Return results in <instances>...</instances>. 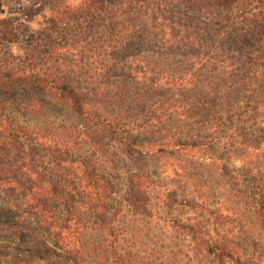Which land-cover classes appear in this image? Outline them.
I'll list each match as a JSON object with an SVG mask.
<instances>
[{
  "label": "trees",
  "instance_id": "obj_1",
  "mask_svg": "<svg viewBox=\"0 0 264 264\" xmlns=\"http://www.w3.org/2000/svg\"><path fill=\"white\" fill-rule=\"evenodd\" d=\"M42 1L27 7L25 13L28 16L48 8L46 27L31 43L21 46L22 56L0 68V88L9 90L8 85L16 84L27 92L39 91L73 110L85 123L119 133L121 143L132 150L152 144L124 139L139 126L131 123L134 118L128 117L127 110L134 112L139 100L132 95L122 99L129 91L116 93L121 86L117 82L130 79L136 82L134 85H147L153 90V98L161 89L170 91V99L163 100L159 95L153 100V153L203 151L213 152L214 157H206L210 160L222 162L228 154L229 159L233 156L241 161L243 175L251 176L252 182L243 188L238 177L233 223L237 229L257 227L249 239L264 244V175L260 173L264 170V54L246 50L259 39L239 40L248 54L246 65H239L227 53L208 50L204 39L169 36L162 24L140 18L145 4L152 0H82L78 4L70 0H53L51 4ZM218 1L200 0L199 8H212ZM157 11L162 12L160 7ZM191 22L171 24V28L192 24L197 30L209 28ZM22 30L23 24L0 20V45L20 44L19 36L25 33ZM121 50L127 52L122 69L116 57ZM102 77L107 89L77 84H102ZM34 103L36 98L29 99L24 116L30 113L44 120L42 104ZM185 132L187 138L183 137ZM75 144L72 139L50 134L48 129L37 131L17 120H0V189L11 198L22 199L27 214L35 217L39 226H47L42 229L54 244L50 247L45 240L36 242L35 229L3 235L0 254L15 263L30 264L37 259L76 263L87 211L94 224L104 229L113 226L116 214L110 201L115 187L92 162L76 156ZM151 185L149 174L131 176V200L136 212L146 209ZM245 193L253 202L246 201ZM244 218L248 221L243 222ZM110 233L112 264H128L129 255L121 254L118 247L120 235L112 229ZM14 234H19L22 242L13 247L9 239ZM205 242L206 255L216 252L234 257L222 247L224 244L212 248ZM28 258L32 260L26 263Z\"/></svg>",
  "mask_w": 264,
  "mask_h": 264
},
{
  "label": "rangeland",
  "instance_id": "obj_2",
  "mask_svg": "<svg viewBox=\"0 0 264 264\" xmlns=\"http://www.w3.org/2000/svg\"><path fill=\"white\" fill-rule=\"evenodd\" d=\"M39 1L42 0H0V20L23 24L25 30L24 35L19 36L20 44L12 47L0 45V68L11 65L15 58L22 56L24 53L21 46H27L45 29L50 16L48 8L28 16L25 13L27 7ZM52 1L42 2L51 4ZM80 1L82 0H70L74 4ZM199 4L200 0H152L145 4L140 18L147 17L153 23L162 24L169 36L190 35L204 39L208 50L218 54L227 53L239 65H246L248 61V54L242 50L239 41L242 38H252L251 41L259 39L253 46L246 47V50L254 55L264 54V0H219L214 7L202 10ZM158 7L162 10L161 13L157 11ZM191 19L194 24L196 21L195 25L209 28L197 30L193 24L188 28H171V24L177 25ZM127 36L130 40L133 39L132 34ZM132 45L134 47L133 43ZM127 51L131 52L129 48ZM117 53L118 65L122 69L124 64L121 61L127 58V52L121 50ZM102 81V84H77L107 89L104 85L105 78ZM117 83H121V86L115 90L116 93L129 91L128 96L122 99L132 95L139 100L134 112L131 108L127 109L130 111L128 117L134 118L131 123L136 122L139 126L134 127L124 139L128 142L134 139L142 144L151 142L150 148L145 146L132 150L126 147L121 143L119 133L114 134L85 123L73 110L39 91L27 92L22 87L15 86L16 84L8 85L9 90L0 88V120H17L37 131L48 129L50 134L76 141V156L92 162L115 187V194L110 201L111 211L116 214L113 226L104 229L94 224L87 211L80 257L73 264H112L109 253L113 238L110 236V229L120 235L118 247L121 254L129 255L128 264H264V244L249 239L257 227L243 226L242 229H237V224L233 223L237 212L236 184L239 178L243 188L252 182L251 176L243 175L245 171L241 169L242 162L233 156L229 159L228 154L222 162L214 158L210 160L206 157H214L213 152L203 151L181 150L178 153L155 155L153 100L159 95L163 100H168L171 92L161 89L153 98V90L147 85H134L132 83L136 82L130 79ZM122 83L127 86H122ZM31 98H36L34 104L37 106L42 104L44 120H39L30 113L24 116ZM127 102L130 104V101ZM142 125H148V128H142ZM187 135L185 132L183 137L187 138ZM260 173L264 175V170L261 169ZM133 174H149L152 183L148 204L141 213L135 211L131 200L133 191L130 178ZM244 197L246 201L253 202L252 198H247L246 193ZM26 210L22 199L11 198L0 189V230H3L0 244L5 241L3 235L35 229L38 230L37 237L34 235L36 242L45 240L50 247H54L53 242L48 239V233L42 229L47 226L44 223L39 226L36 218L30 217ZM246 221L248 218H244L243 222ZM18 235L14 234V238L9 239L13 247L22 242ZM205 241L212 248L224 244L222 247L231 251L234 257H222L216 252L206 255L203 248ZM29 260L32 258L25 262H31ZM44 262L67 264L53 259H37L30 264ZM0 264L23 263H15L6 254H0Z\"/></svg>",
  "mask_w": 264,
  "mask_h": 264
}]
</instances>
